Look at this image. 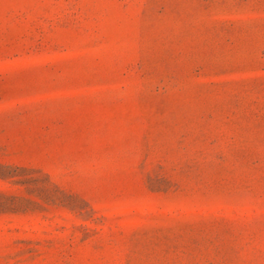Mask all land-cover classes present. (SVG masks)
<instances>
[{
    "label": "rangeland",
    "instance_id": "rangeland-1",
    "mask_svg": "<svg viewBox=\"0 0 264 264\" xmlns=\"http://www.w3.org/2000/svg\"><path fill=\"white\" fill-rule=\"evenodd\" d=\"M0 264H264V0H0Z\"/></svg>",
    "mask_w": 264,
    "mask_h": 264
}]
</instances>
